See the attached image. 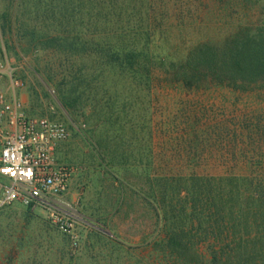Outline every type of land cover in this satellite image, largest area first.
<instances>
[{"label": "trees", "instance_id": "16d2710c", "mask_svg": "<svg viewBox=\"0 0 264 264\" xmlns=\"http://www.w3.org/2000/svg\"><path fill=\"white\" fill-rule=\"evenodd\" d=\"M0 35L96 162L79 246L24 206L0 264H264V0H0ZM134 199L137 244L112 223Z\"/></svg>", "mask_w": 264, "mask_h": 264}, {"label": "built area", "instance_id": "2783aa9c", "mask_svg": "<svg viewBox=\"0 0 264 264\" xmlns=\"http://www.w3.org/2000/svg\"><path fill=\"white\" fill-rule=\"evenodd\" d=\"M17 71L15 61L4 52L0 56V208L19 203L39 209L77 248L80 219L74 205L62 198L74 169L56 156L68 129L60 120L28 112Z\"/></svg>", "mask_w": 264, "mask_h": 264}, {"label": "rangeland", "instance_id": "374dc122", "mask_svg": "<svg viewBox=\"0 0 264 264\" xmlns=\"http://www.w3.org/2000/svg\"><path fill=\"white\" fill-rule=\"evenodd\" d=\"M4 52L9 58L13 59V61H15L16 65L18 66L17 76L23 81L22 93L25 96L24 102L26 104L28 112L32 113V115L36 114V115L50 116L51 114H54L56 118L60 119L68 129L69 135L65 141L67 145H69V147L73 149V155L76 157V160H74L75 165L89 166L90 164L89 169L92 170L91 168L93 166H91V163L94 162V160H92V158L89 156L90 154L89 148L86 146V143L83 140L84 138L81 135H75L71 130L70 116L58 104L57 98L54 95L52 89L43 82L42 83L37 82L35 74L32 71L31 64L27 59V57L17 58L16 56H14L13 53L5 47L0 35V56H2ZM32 85H33V89H32ZM33 91H35L39 96L38 102L41 104L39 108L36 107V105H34V108H32L31 106V100L34 99L33 97L36 98L35 95H32ZM166 94H168V96L170 97L175 96L170 91H168V93ZM164 103H165L164 100L160 99V102L159 104H156V107L159 108L160 106H163ZM261 103L262 102L258 104L257 101H252V113L255 112L258 106H261L260 105ZM241 111H243V109ZM156 153H159V148H156ZM91 173L92 172L90 173L88 172L85 175V179L87 182L89 180V176L93 175V173L92 174ZM90 185L89 184L87 185V183H85V186L83 185L82 193L77 198L76 208L78 211L77 210L76 211L78 213L79 218H81L78 224L81 238L86 233V227H85V222L82 221V218L85 219V217L82 215L80 211L87 210L88 208L90 211L91 210L90 206L93 207L96 198V194L94 190H91ZM132 206L133 207L129 209L130 211H128L127 206L125 205L123 207V210H121V212H119L113 218L112 223L116 230V233L120 236L121 239L129 243L137 244L143 238L148 239L152 237L155 234V227L153 225V219L148 214L149 211H147V209L144 206L139 204V202L136 199L133 200ZM23 207L24 206L19 203H13L10 206L1 209L0 213H5V212L13 213L14 211L19 212L20 210L23 209ZM33 211L38 215H40L41 217H44L39 209L34 208ZM125 212L126 213L130 212V213L128 215H124Z\"/></svg>", "mask_w": 264, "mask_h": 264}, {"label": "crops", "instance_id": "0c3cea01", "mask_svg": "<svg viewBox=\"0 0 264 264\" xmlns=\"http://www.w3.org/2000/svg\"><path fill=\"white\" fill-rule=\"evenodd\" d=\"M22 94V99L25 101V96ZM72 155V157H71ZM56 156L58 158V160L62 163H65L67 165H70L73 167V172L70 176V180H69V184H68V189L67 191L62 195V198L65 201L70 202L72 205H74V207L76 208V204H77V198L80 196V194L82 193L83 190V185L85 186V183H87V185L92 183V176L95 180V176H89V180L88 182L85 179V175L86 173H93V167L91 168L92 170L89 169V166H76L74 160H76V157L73 155V149L69 147V145H67L66 141H62L57 145L56 148ZM88 163V162H87ZM79 164V163H78ZM86 164V163H85ZM93 164V165H92ZM91 166H96V162H92ZM89 169V170H88ZM91 173V174H92ZM94 182V181H93ZM77 210V208H76ZM78 211V210H77Z\"/></svg>", "mask_w": 264, "mask_h": 264}, {"label": "water", "instance_id": "95a60500", "mask_svg": "<svg viewBox=\"0 0 264 264\" xmlns=\"http://www.w3.org/2000/svg\"><path fill=\"white\" fill-rule=\"evenodd\" d=\"M57 101H58V104L60 105V107L64 110V108L62 107V105H61V103L59 102V100L57 99ZM79 219H81V218H79ZM82 221H84V222H86V223H88V221H86L85 219H83L82 218ZM104 232H106V233H109L107 230H103Z\"/></svg>", "mask_w": 264, "mask_h": 264}]
</instances>
